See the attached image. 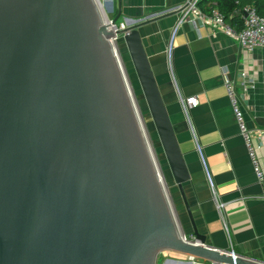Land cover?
Wrapping results in <instances>:
<instances>
[{"label":"water","instance_id":"obj_1","mask_svg":"<svg viewBox=\"0 0 264 264\" xmlns=\"http://www.w3.org/2000/svg\"><path fill=\"white\" fill-rule=\"evenodd\" d=\"M102 11L96 0H0V264H156L163 251L264 264L197 231L171 121L126 25L120 43L192 223L193 240L181 238Z\"/></svg>","mask_w":264,"mask_h":264},{"label":"crops","instance_id":"obj_2","mask_svg":"<svg viewBox=\"0 0 264 264\" xmlns=\"http://www.w3.org/2000/svg\"><path fill=\"white\" fill-rule=\"evenodd\" d=\"M181 2L103 0L102 9L110 18L119 12L118 23L137 27L189 174L182 187L197 231L204 235L209 246L264 261V184L256 180L223 85L225 78L235 81L237 91L244 93L241 108L247 126L263 130L254 138V143L264 165V48L243 49L232 38L212 32L208 26L195 28L187 21L175 37L174 70L178 89L183 95L198 98L191 116L218 201L225 203L219 210L194 150L167 68L165 44ZM242 71L250 81L246 82L250 86L245 92L241 88V83L246 81L240 76ZM163 165L179 228L189 236L193 230L190 217L165 158Z\"/></svg>","mask_w":264,"mask_h":264},{"label":"built area","instance_id":"obj_3","mask_svg":"<svg viewBox=\"0 0 264 264\" xmlns=\"http://www.w3.org/2000/svg\"><path fill=\"white\" fill-rule=\"evenodd\" d=\"M199 2L200 0H182V2L177 7V17L169 32L165 44V55L168 73L173 85L175 86L177 101L180 105L191 139L193 141L194 150L197 153L205 174L206 181L211 190L212 199L215 201L217 208L221 210L224 208L225 203L218 201L215 183L205 157L203 146L199 140L191 116V109L198 105V98L196 95H183L178 89L174 70L175 37L179 27L187 21L195 28H197L199 25L208 26L212 32L222 33L223 35L235 40L241 48L252 51L256 48H264V15L258 14L255 7L253 6L242 7V24L237 26L229 22L216 7L210 9L209 12H204L199 6ZM103 20L107 24L108 28L114 33V36L110 38V40L113 44L115 52L118 55V52L121 53L118 44L120 37L122 36L118 34V31L125 29L126 25L122 22H116L112 24L111 18L105 13H103ZM240 76L243 80H246L241 83V88L243 92H245L250 86V84H247L250 81H248L247 73L245 71H242ZM223 85L226 89L227 97L229 99L231 109L239 129V134L243 139V143L246 148L247 155L251 161L256 180L258 183L264 184V165L260 162L257 154V146L254 143V138L261 135L263 130L251 129L247 126L244 113L241 108V100L244 98V93L242 94V92L240 93L237 91V84L235 81L233 79L225 78ZM181 238L187 242H191L193 240V236H187L183 233L181 234ZM187 259L191 262V264H235L227 262H211L192 256L188 257Z\"/></svg>","mask_w":264,"mask_h":264},{"label":"rangeland","instance_id":"obj_4","mask_svg":"<svg viewBox=\"0 0 264 264\" xmlns=\"http://www.w3.org/2000/svg\"><path fill=\"white\" fill-rule=\"evenodd\" d=\"M100 2L102 4V8H103V0H100ZM121 56H122V65L126 71L127 77H129V80L131 82L133 97L136 100V107L139 110V113L141 115V120L144 124L148 141L150 142V146H151L152 151L154 153V157L157 160V164H158L160 170L163 171V173L165 175L164 165H163L164 155L162 152V148H161L159 139L157 137L153 122L151 120L149 111L147 109V105H146L145 100L143 98V94L141 92V89H140L134 68L132 66L131 60H130L129 55L127 54L126 50H123V52H121ZM169 191H170V187H169ZM166 258H175V259L183 260V261H185L187 259V257L184 255H180V254H177V253H174L171 251H163L162 253H160L158 255L156 264H162Z\"/></svg>","mask_w":264,"mask_h":264},{"label":"trees","instance_id":"obj_5","mask_svg":"<svg viewBox=\"0 0 264 264\" xmlns=\"http://www.w3.org/2000/svg\"><path fill=\"white\" fill-rule=\"evenodd\" d=\"M246 4L253 5L258 14L264 15V0H200L199 2L204 12H209L210 9L216 7L229 22L238 26L242 24L240 13ZM118 45L120 52H123L125 50L123 44L119 41Z\"/></svg>","mask_w":264,"mask_h":264},{"label":"bare ground","instance_id":"obj_6","mask_svg":"<svg viewBox=\"0 0 264 264\" xmlns=\"http://www.w3.org/2000/svg\"><path fill=\"white\" fill-rule=\"evenodd\" d=\"M96 1H97V3L100 4V6H101V2H100V0H96ZM118 58H119V61H120L121 68L123 69V74H124V76H125L126 84H127L128 88H129V91H130V94H131L130 96H131V98H132V100H133V103L135 104V107H136V100H135V98L133 97V92H132L131 82H130V80H129V77H127L126 71H125V69H124V67H123V65H122V56H121V53H119V52H118ZM136 110H137L138 117H139V119H140V121H141V125H142V127H143V130H144L145 135H146V138H147L146 130H145L144 124H143V122H142V120H141V115H140L139 110L137 109V107H136ZM147 140H148V138H147ZM148 142H149V141H148ZM149 146H150V142H149ZM150 149H151V151H152L151 146H150ZM152 153H153V151H152ZM153 156H154V153H153Z\"/></svg>","mask_w":264,"mask_h":264}]
</instances>
